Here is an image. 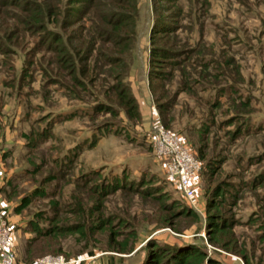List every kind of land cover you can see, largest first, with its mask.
I'll return each instance as SVG.
<instances>
[{
    "label": "rangeland",
    "instance_id": "1",
    "mask_svg": "<svg viewBox=\"0 0 264 264\" xmlns=\"http://www.w3.org/2000/svg\"><path fill=\"white\" fill-rule=\"evenodd\" d=\"M45 1L0 0V198L15 213L16 259L137 264L151 236L264 264V0H48L55 15ZM155 125L200 162L191 199L165 177ZM213 211L229 224L225 247L207 240ZM51 218L62 230L46 232ZM112 231L133 232L126 251L110 247Z\"/></svg>",
    "mask_w": 264,
    "mask_h": 264
},
{
    "label": "trees",
    "instance_id": "2",
    "mask_svg": "<svg viewBox=\"0 0 264 264\" xmlns=\"http://www.w3.org/2000/svg\"><path fill=\"white\" fill-rule=\"evenodd\" d=\"M1 1L2 4L4 5L8 3L16 4V0H14V2L13 0H11V2H9L8 0H1ZM45 2H46L45 6L47 9V14L55 15L59 10L58 6L56 4L55 5L50 4L48 0H46ZM112 3H117V2L113 0H108L106 10L109 9L108 6ZM92 4H93L92 5L93 11H95L96 3L93 2ZM29 11H30L29 17L33 21L40 23V12L35 10V8L30 9ZM109 14H114V12H110ZM95 15L99 19H101V21L109 23L105 18L106 14L102 13L100 10H97L95 12ZM118 23L119 22L111 23V27L116 28L118 26ZM57 39L58 38H53L54 41H56ZM152 54L158 55L155 52ZM124 107H125V113L128 117L137 116L138 113L137 109L133 104L130 96L125 97ZM95 139H96L95 136L91 138L88 141L86 147L92 146L94 144ZM79 147L80 146L75 145L73 148H70L71 155L68 157V162H70V160H72V158L76 155ZM113 183L116 186L117 184H120V180L116 179L115 182ZM219 193L220 190L216 191V195H218ZM27 202H28V196L27 195L22 196L21 201L14 206L13 210L18 211L23 206H25ZM180 213L194 215V212L187 207H181L180 209H178L176 214H180ZM37 216L40 218H45L39 213H37ZM162 220L164 221V223H170L168 217L166 216H163ZM54 221H55L54 218H51L52 225L50 226L49 229L46 230V232L48 231L55 232L62 228V227L59 228V226L53 224ZM228 227H229L228 222H226V220L222 217L220 213L216 211L206 213L204 230L207 234L208 241L217 243L220 246L225 247L226 245L225 243L227 240L221 241V239H218L217 236H219V234L222 233L223 231H226ZM75 229L79 231L80 228H75ZM115 232L116 231H112L113 234L110 236L112 242V245L110 247L116 249L117 251H126L130 247L128 244L131 243L132 237H134L133 232L132 231L126 232L124 236L121 238V240L114 238ZM139 248L142 250L143 255L137 264H223L221 260L213 256L210 252L206 250V248L202 244H199L197 242H184V243L163 242L150 236L146 238L145 242L142 243L136 250H138ZM238 252L243 257V259H245L244 262L248 263L246 257L244 256V252L242 250H238Z\"/></svg>",
    "mask_w": 264,
    "mask_h": 264
},
{
    "label": "built area",
    "instance_id": "3",
    "mask_svg": "<svg viewBox=\"0 0 264 264\" xmlns=\"http://www.w3.org/2000/svg\"><path fill=\"white\" fill-rule=\"evenodd\" d=\"M154 154L162 160L165 177L174 189L186 199L194 194V182L200 162L189 144L180 134L155 125L150 136ZM1 164V161H0ZM5 200L0 198V264H22L16 259L10 220V211ZM203 236V233H201ZM207 248L212 247L206 243ZM90 258L78 253L70 257L61 254H45L27 264H79Z\"/></svg>",
    "mask_w": 264,
    "mask_h": 264
},
{
    "label": "crops",
    "instance_id": "4",
    "mask_svg": "<svg viewBox=\"0 0 264 264\" xmlns=\"http://www.w3.org/2000/svg\"><path fill=\"white\" fill-rule=\"evenodd\" d=\"M7 208H11V203H9V204H7ZM9 211H10V219H13L12 217H13V215H15V213L12 211V209H9Z\"/></svg>",
    "mask_w": 264,
    "mask_h": 264
}]
</instances>
